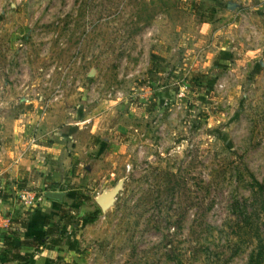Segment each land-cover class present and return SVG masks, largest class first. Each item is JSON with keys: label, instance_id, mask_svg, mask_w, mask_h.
Instances as JSON below:
<instances>
[{"label": "rangeland", "instance_id": "1", "mask_svg": "<svg viewBox=\"0 0 264 264\" xmlns=\"http://www.w3.org/2000/svg\"><path fill=\"white\" fill-rule=\"evenodd\" d=\"M262 4L0 0V140L68 138L61 183L15 182L71 192L64 220L10 195L42 217L34 264H264Z\"/></svg>", "mask_w": 264, "mask_h": 264}, {"label": "crops", "instance_id": "2", "mask_svg": "<svg viewBox=\"0 0 264 264\" xmlns=\"http://www.w3.org/2000/svg\"><path fill=\"white\" fill-rule=\"evenodd\" d=\"M264 6V4H262ZM48 121V120H47ZM47 123V122H46ZM41 124V123H40ZM1 128V126H0ZM8 134V140L5 142L0 140V230L3 229L4 225L8 224L10 218L12 216H17L25 210L24 208H20L16 205L15 202L12 201V197L10 196L12 193H19L22 189L17 187V179L26 178L27 182L33 184L34 181L29 179V174L31 172L37 173L38 175H46L48 178H51V181L56 183H61V178H64L63 171L60 168V159L63 157V150L65 141L68 138L62 132H55L53 136H47V133L43 134L40 142L36 143V147L40 156L39 159H34L30 153H26L24 151L23 146L26 143L23 140V136L21 135L20 130L17 131V126L13 128ZM49 128L47 127V130ZM2 131L0 130V133ZM46 136V137H44ZM2 139V138H0ZM40 139V138H39ZM50 139V140H49ZM49 140V141H48ZM36 155V154H35ZM43 159V160H42ZM60 180V181H59ZM46 188L42 191L53 190L58 191L59 189L56 187ZM73 190V189H72ZM74 192V190H73ZM75 192H77L75 190ZM75 192L73 193L75 195ZM3 193H7V196ZM63 201L58 202L52 199L46 198L45 200L51 204V206L55 205L52 203H56L61 206L62 203H69V199L73 198L71 192H63ZM72 203V202H71ZM12 215V216H11ZM41 216L32 213L29 215V221L26 225L24 234L25 235H41L42 228L38 221L41 220ZM35 257V255H34ZM34 261H31V264Z\"/></svg>", "mask_w": 264, "mask_h": 264}, {"label": "trees", "instance_id": "3", "mask_svg": "<svg viewBox=\"0 0 264 264\" xmlns=\"http://www.w3.org/2000/svg\"><path fill=\"white\" fill-rule=\"evenodd\" d=\"M263 190L264 200V178L260 185ZM49 189V188H48ZM55 189V188H52ZM80 203V200H77ZM59 211V220H64L68 211L64 203L61 204ZM96 217V211L87 214L86 221H92ZM28 223V214L17 216L10 220V223L0 230V264H31L35 252L41 247L42 238L40 235H25L24 231ZM51 234V228L46 230Z\"/></svg>", "mask_w": 264, "mask_h": 264}, {"label": "water", "instance_id": "4", "mask_svg": "<svg viewBox=\"0 0 264 264\" xmlns=\"http://www.w3.org/2000/svg\"><path fill=\"white\" fill-rule=\"evenodd\" d=\"M227 7L230 9H233L235 7V4L228 2ZM118 188L113 189L109 193L101 196L98 198L97 202L100 207H104L109 204L110 200L115 196L117 193ZM44 198L52 199L58 202L63 201L64 193L61 191H53V190H46L43 192Z\"/></svg>", "mask_w": 264, "mask_h": 264}, {"label": "built area", "instance_id": "5", "mask_svg": "<svg viewBox=\"0 0 264 264\" xmlns=\"http://www.w3.org/2000/svg\"><path fill=\"white\" fill-rule=\"evenodd\" d=\"M36 138L37 136L34 134H30L28 136V140H27V147L24 149V151H27L29 148H33V146L36 145ZM21 202L25 207H32L34 206L36 203H38V201H41L42 199H44L43 196V192L41 193H33V192H29V191H21Z\"/></svg>", "mask_w": 264, "mask_h": 264}]
</instances>
